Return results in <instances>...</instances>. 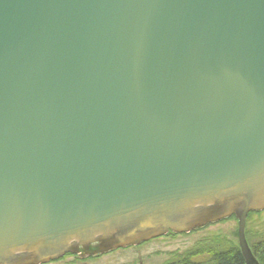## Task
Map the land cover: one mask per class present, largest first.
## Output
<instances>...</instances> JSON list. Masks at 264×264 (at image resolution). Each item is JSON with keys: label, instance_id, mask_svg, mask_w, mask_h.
Listing matches in <instances>:
<instances>
[{"label": "water", "instance_id": "1", "mask_svg": "<svg viewBox=\"0 0 264 264\" xmlns=\"http://www.w3.org/2000/svg\"><path fill=\"white\" fill-rule=\"evenodd\" d=\"M264 211V0H0V264Z\"/></svg>", "mask_w": 264, "mask_h": 264}, {"label": "rangeland", "instance_id": "2", "mask_svg": "<svg viewBox=\"0 0 264 264\" xmlns=\"http://www.w3.org/2000/svg\"><path fill=\"white\" fill-rule=\"evenodd\" d=\"M246 231L250 242L263 237L264 213L251 216L247 221ZM183 235L179 237L164 236L136 247L131 246L106 253H100L98 244H92L88 250L79 248L78 253L67 254L63 258L47 264H164L173 254L189 251L214 237L226 238L238 244V221L232 219L218 222L199 228L194 233Z\"/></svg>", "mask_w": 264, "mask_h": 264}, {"label": "trees", "instance_id": "3", "mask_svg": "<svg viewBox=\"0 0 264 264\" xmlns=\"http://www.w3.org/2000/svg\"><path fill=\"white\" fill-rule=\"evenodd\" d=\"M263 213L264 211L251 212L248 214L247 221L251 216L262 215ZM232 219H235V217L228 218L219 223ZM194 232L192 231L190 233ZM166 236L179 237L184 235L171 233ZM246 239L257 261L260 264H264V236L254 242H250L246 231ZM164 264H245V260L238 244L226 238L214 237L203 244L200 243L189 251L173 254Z\"/></svg>", "mask_w": 264, "mask_h": 264}]
</instances>
